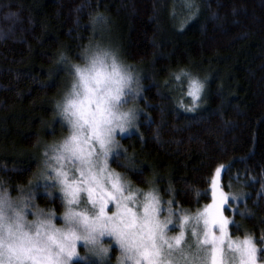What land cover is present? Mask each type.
Segmentation results:
<instances>
[{
    "label": "clouds",
    "instance_id": "1",
    "mask_svg": "<svg viewBox=\"0 0 264 264\" xmlns=\"http://www.w3.org/2000/svg\"><path fill=\"white\" fill-rule=\"evenodd\" d=\"M20 19L0 14V41ZM87 26L74 54L61 45L50 58L63 80L31 142L34 166L15 182L0 171V264H264V229L243 222L250 211L226 220L230 228L209 224L199 206L177 204L160 169L144 171L124 141H143L142 121L151 119L145 69L125 54L106 15L89 14ZM210 80L184 64L167 71L163 86L176 109L194 113ZM152 138L159 141V124Z\"/></svg>",
    "mask_w": 264,
    "mask_h": 264
},
{
    "label": "trees",
    "instance_id": "2",
    "mask_svg": "<svg viewBox=\"0 0 264 264\" xmlns=\"http://www.w3.org/2000/svg\"><path fill=\"white\" fill-rule=\"evenodd\" d=\"M5 11L21 18L0 41V171L13 182L34 166L31 142L63 80L50 58L61 45L74 54L77 38L89 35V14L99 12L145 69L151 119L142 121L143 141H124L144 171L154 166L170 178L178 205L202 208L221 167L223 192L243 195L226 215L240 221L250 211L243 222L264 229V0H0ZM184 64L211 73L206 102L194 113L176 109L163 86L167 71Z\"/></svg>",
    "mask_w": 264,
    "mask_h": 264
},
{
    "label": "snow or ice",
    "instance_id": "3",
    "mask_svg": "<svg viewBox=\"0 0 264 264\" xmlns=\"http://www.w3.org/2000/svg\"><path fill=\"white\" fill-rule=\"evenodd\" d=\"M216 172L220 173L221 169L218 167ZM226 199L225 194L222 191H218L217 178L214 176L212 179V203L208 204L204 209L206 220L209 224H219L221 228L226 225L227 221L222 215V207Z\"/></svg>",
    "mask_w": 264,
    "mask_h": 264
},
{
    "label": "rangeland",
    "instance_id": "4",
    "mask_svg": "<svg viewBox=\"0 0 264 264\" xmlns=\"http://www.w3.org/2000/svg\"><path fill=\"white\" fill-rule=\"evenodd\" d=\"M220 169H221V172L217 173L215 171L213 176H212V178H211L210 185H209V188H208V193H209V197H210V202L208 204L212 203V179H213L214 176L217 178L218 191H222L223 192V190L221 188V175H222L223 169L221 167H220ZM223 193L225 194L227 199L225 200V203H224V205L222 207V215L224 216V218L226 220H228L229 217L226 215V210L231 208V204L236 205L237 203L241 202L243 200V195L241 193L234 195L232 192L230 194H226L225 192H223ZM40 198L42 199V197H40ZM207 205L203 206L201 208V210L204 211V209L206 208ZM225 227L226 228H230V226L227 225V224L225 225Z\"/></svg>",
    "mask_w": 264,
    "mask_h": 264
}]
</instances>
